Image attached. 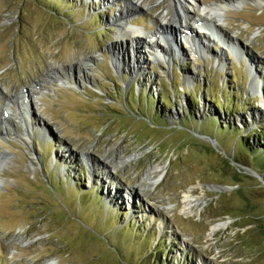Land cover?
<instances>
[{"label": "rangeland", "instance_id": "obj_1", "mask_svg": "<svg viewBox=\"0 0 264 264\" xmlns=\"http://www.w3.org/2000/svg\"><path fill=\"white\" fill-rule=\"evenodd\" d=\"M239 1L218 22L234 43L203 51L171 0H0V113L18 126L0 124V264H264V4ZM126 9L136 43L117 38Z\"/></svg>", "mask_w": 264, "mask_h": 264}, {"label": "bare ground", "instance_id": "obj_2", "mask_svg": "<svg viewBox=\"0 0 264 264\" xmlns=\"http://www.w3.org/2000/svg\"><path fill=\"white\" fill-rule=\"evenodd\" d=\"M139 1L140 0H125V2L128 5H131L132 7H136V9L139 8V6H138L139 4L136 5L137 2L139 3ZM253 2L257 6H262L264 4V0H253ZM171 3H173L172 9H175V13H174L175 15L173 14V18L171 21L178 28L188 29L189 32H188L187 36H189V34H192L190 31H191V27L193 28L194 24H197V26L199 28L205 27V29L208 31V33H200L197 37H195L197 39L191 37L190 42H191V45H193V48L196 47L197 49H200V50L202 49L204 51L205 49L203 48V43L201 42V39H203V42L205 41V37H210V38L212 37V39H213L215 37V34H217L216 35L217 37H219V35H221L222 36L221 40H223V41H227V42L230 41L229 43H232V44L234 43V40H233L234 38L231 35L228 36V35L222 33L223 27L218 22L222 20L224 12L229 10L231 7H233V8L239 7L236 5V4L240 3L239 0H229L226 3L224 1H221L218 3L216 2V3L210 4V5H206V6L204 4H202L200 2V0H189V2H188V0H171ZM171 6H172V4H171ZM131 11L133 12V11H135V9H133ZM126 12H127V9L120 12V17L117 19V25L119 27V34L117 35V38L119 40H125V41L128 40L130 42L134 41L136 43L140 39L142 33H141V31L136 30V29H132L128 26V24L126 23L127 21H125V19H126V16H128V15L130 16L131 13H126ZM124 13H126V14L124 15ZM167 15H168V13H166V14L161 13L160 14L159 20L161 22L159 23V26H158V30L156 33L157 35H161V34L164 35V32H165L164 30H166L167 28H172V27H170V24L168 25V23H167L168 22V20L166 18ZM194 15L197 17H194ZM164 28H166V29H164ZM168 33H169V30H168ZM168 33H167V35H168ZM217 37H215V38H217ZM160 41H161V38H160ZM163 41L166 42V44H167L166 50L168 51L169 50L168 38L166 37ZM163 56H165V55H163ZM163 56L161 55V57H163ZM58 76L59 77L56 78L58 84L64 83L66 85H71L69 79H67L66 77H63V76L60 77V75H58ZM47 77L50 80L41 79V80H39V82L44 83V82L49 81V83H52L53 77H55V76H52V75L48 76L47 75ZM252 77H254L255 80H257V81L260 80L254 75V72L252 74ZM33 93H35V91H33ZM14 99H15V102L19 106H22V105L25 106L26 99L24 98V95L21 92H20V95H17V96L15 95ZM19 99H20V102H19ZM6 106H4L3 109ZM5 110H6V108H5ZM5 110H1L0 124L5 123V124L9 125L11 127V129L18 127L16 125L15 121H12L9 114H7V112ZM19 115L22 118V120H19V121H22L25 125L24 133L20 134V138L21 139H24V137L28 138V133H27V128H26V116L22 112H19ZM13 130H15V129H13ZM8 132H9V130L6 129L5 134H7ZM101 161H103V160H101ZM3 163H4V155L2 153H0V167ZM93 163H97V162L93 161ZM123 163H124V159H121V160L118 159L117 161H114V160L103 161V165H105V166L107 165V166L111 167L112 169H114L116 166L121 165ZM98 165H100V164H98ZM104 168L106 169V167H104ZM157 169H158V167H151L148 169L146 176L143 179L144 183L148 184V186H155L158 183L160 177H158V178L152 177L153 172L156 171ZM182 202H183V204L181 205L180 212L185 217H188V216L196 213L195 206L197 205V201L190 194H184L183 198H182ZM224 225H225L224 223H217V224L213 225L210 229V233L214 234L220 227H222ZM44 264H54V263L52 261H47Z\"/></svg>", "mask_w": 264, "mask_h": 264}, {"label": "trees", "instance_id": "obj_3", "mask_svg": "<svg viewBox=\"0 0 264 264\" xmlns=\"http://www.w3.org/2000/svg\"><path fill=\"white\" fill-rule=\"evenodd\" d=\"M237 109V108H236ZM257 136L264 140V132H261L260 134H257ZM242 143L244 146H247V148L250 150V151H255L256 148H252V147H248V146H251L250 144H252V139H250V141H246V138L242 140ZM238 176V175H237ZM236 181H240L238 178H236ZM264 220H261L259 217H256V224L255 225V231L259 232V236L262 238V240L264 241V223H263ZM159 257H157V263L159 262ZM166 261L164 260L163 262H160L159 264H165Z\"/></svg>", "mask_w": 264, "mask_h": 264}, {"label": "water", "instance_id": "obj_4", "mask_svg": "<svg viewBox=\"0 0 264 264\" xmlns=\"http://www.w3.org/2000/svg\"><path fill=\"white\" fill-rule=\"evenodd\" d=\"M257 177L261 178L260 176L256 175ZM217 188L219 189V191H226L229 190V187L227 186H217Z\"/></svg>", "mask_w": 264, "mask_h": 264}]
</instances>
